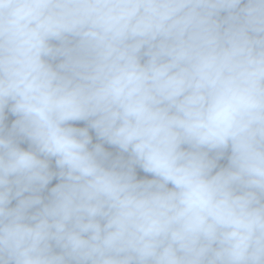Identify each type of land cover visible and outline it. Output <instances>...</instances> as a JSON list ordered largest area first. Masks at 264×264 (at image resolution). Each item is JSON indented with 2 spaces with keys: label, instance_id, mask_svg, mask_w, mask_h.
Returning a JSON list of instances; mask_svg holds the SVG:
<instances>
[{
  "label": "clouds",
  "instance_id": "9594fccd",
  "mask_svg": "<svg viewBox=\"0 0 264 264\" xmlns=\"http://www.w3.org/2000/svg\"><path fill=\"white\" fill-rule=\"evenodd\" d=\"M0 264H264V0H0Z\"/></svg>",
  "mask_w": 264,
  "mask_h": 264
},
{
  "label": "crops",
  "instance_id": "0c3cea01",
  "mask_svg": "<svg viewBox=\"0 0 264 264\" xmlns=\"http://www.w3.org/2000/svg\"><path fill=\"white\" fill-rule=\"evenodd\" d=\"M76 126H84L83 124H82V122L81 123H78ZM147 174H145V173H143L142 171H140V170H138V177L139 178H143V177H145ZM149 178H150V176H149Z\"/></svg>",
  "mask_w": 264,
  "mask_h": 264
},
{
  "label": "rangeland",
  "instance_id": "374dc122",
  "mask_svg": "<svg viewBox=\"0 0 264 264\" xmlns=\"http://www.w3.org/2000/svg\"><path fill=\"white\" fill-rule=\"evenodd\" d=\"M10 119H14V117H10ZM83 124V123H82ZM84 125V124H83ZM82 127V126H81ZM94 135V134H93ZM225 161H222V163H224Z\"/></svg>",
  "mask_w": 264,
  "mask_h": 264
},
{
  "label": "trees",
  "instance_id": "16d2710c",
  "mask_svg": "<svg viewBox=\"0 0 264 264\" xmlns=\"http://www.w3.org/2000/svg\"><path fill=\"white\" fill-rule=\"evenodd\" d=\"M55 182H56V181L54 180V181H53V184H54ZM50 186H51V185H50Z\"/></svg>",
  "mask_w": 264,
  "mask_h": 264
}]
</instances>
